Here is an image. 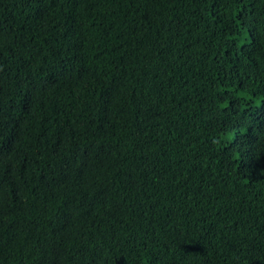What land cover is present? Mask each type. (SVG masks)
I'll list each match as a JSON object with an SVG mask.
<instances>
[{
  "label": "trees",
  "instance_id": "trees-1",
  "mask_svg": "<svg viewBox=\"0 0 264 264\" xmlns=\"http://www.w3.org/2000/svg\"><path fill=\"white\" fill-rule=\"evenodd\" d=\"M0 264H264V0H0Z\"/></svg>",
  "mask_w": 264,
  "mask_h": 264
}]
</instances>
